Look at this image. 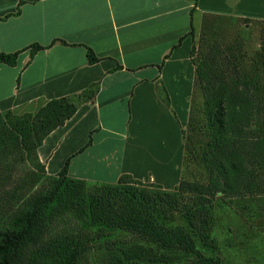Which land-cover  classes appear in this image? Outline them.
<instances>
[{
	"label": "trees",
	"instance_id": "1",
	"mask_svg": "<svg viewBox=\"0 0 264 264\" xmlns=\"http://www.w3.org/2000/svg\"><path fill=\"white\" fill-rule=\"evenodd\" d=\"M21 4L0 20L19 15ZM194 34L193 27L188 35ZM56 43L67 41L55 38L48 45L34 42L17 51H1L0 65L14 66L23 51L34 56ZM84 46L89 64L100 61L92 47ZM229 49L237 60L236 47ZM222 56L215 45L199 61L194 58L205 125L192 120L191 113L189 128L183 130V169L200 161L206 178H180L173 190L129 173L116 183L89 184L68 174L69 160L58 174L47 176L37 151L77 112V103L69 97L51 99L34 113L0 110V264H85L94 246L89 236L94 228L134 236L125 243L106 241L112 244L106 246L111 253L101 264H224L220 257L205 254L197 242L218 249L210 233L216 201L264 194V77L252 75L251 81L227 56L230 66L222 69ZM259 56L264 64V45ZM95 93L90 88L82 97L89 100ZM26 163L34 164L33 175L5 188L16 165ZM178 212L185 216V226L171 223ZM66 217L78 221L80 228L52 233L54 224Z\"/></svg>",
	"mask_w": 264,
	"mask_h": 264
},
{
	"label": "crops",
	"instance_id": "2",
	"mask_svg": "<svg viewBox=\"0 0 264 264\" xmlns=\"http://www.w3.org/2000/svg\"><path fill=\"white\" fill-rule=\"evenodd\" d=\"M20 3L19 15L0 20V52L55 38L67 44L34 56L25 50L16 65L1 64L0 110L34 113L51 99H73L77 112L45 138L38 158L47 176L69 160L68 174L89 184L116 183L129 173L172 187L177 137L145 141L141 120L189 118L194 47L205 23L249 27L264 19V0H0V17ZM84 45L100 61L89 64ZM90 88L96 93L86 100Z\"/></svg>",
	"mask_w": 264,
	"mask_h": 264
},
{
	"label": "rangeland",
	"instance_id": "3",
	"mask_svg": "<svg viewBox=\"0 0 264 264\" xmlns=\"http://www.w3.org/2000/svg\"><path fill=\"white\" fill-rule=\"evenodd\" d=\"M220 25L222 27L216 29L215 26L211 25V22H207L202 27L201 35H203V38L201 37L195 46V60L199 61L208 49L217 45L223 55L221 61L225 63V65H221L222 69H228L230 66L225 57L227 56L233 59L231 64H236L240 73L247 74L251 81L252 75L256 78L264 77V64L260 63L259 56V51L264 45V19L254 21L249 27H245V23L239 21L234 24L235 26L226 25V22ZM231 46L236 47L234 52L238 55L237 60L232 56L229 49ZM192 106V120L194 119L200 126H204V94L199 82L193 90ZM173 109L183 113V109L174 107ZM189 122L190 116L185 119L183 115L180 119H165L162 117L160 119L141 120V126L145 129V141L151 138V143L156 142L157 137L160 135L177 137V151L169 161L172 172L170 183L174 185L177 184L176 182L180 178L204 180L207 174L206 167L200 161L195 162L190 169H183L185 167L183 130H188ZM201 139L203 140V137ZM180 144H182V147ZM152 158L157 161L163 157L154 156ZM142 159L147 161L148 156L142 157ZM180 167H182L181 171L178 174L174 173V169L177 171ZM34 168V164L31 163L17 164L4 187L11 189L13 186L11 181L15 182V179L19 177L33 175ZM46 179L44 178L43 182ZM143 182L150 185H152L151 183H159L157 180L149 179H145ZM42 183L37 185L36 190L43 185ZM164 188L167 190L174 189V187ZM214 213L215 221L210 233L216 240L218 249L205 248L199 240L197 242L198 247L209 256L220 257L224 264H264V194L235 197L229 199L228 202L216 201ZM171 223L185 226V216L181 212L174 213L171 216ZM78 228H80L78 221L72 217H66V219H61L54 224L52 233L66 232ZM101 230L96 228L89 230V236L92 238L94 246L87 261L90 263L85 262V264H101L108 257L111 250L107 247H111L112 244L108 245L106 241L117 239L116 242L121 240V243H125L134 239V236L126 231Z\"/></svg>",
	"mask_w": 264,
	"mask_h": 264
}]
</instances>
